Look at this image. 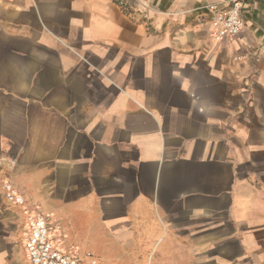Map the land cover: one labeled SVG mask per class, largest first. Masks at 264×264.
Instances as JSON below:
<instances>
[{"label":"crops","instance_id":"obj_1","mask_svg":"<svg viewBox=\"0 0 264 264\" xmlns=\"http://www.w3.org/2000/svg\"><path fill=\"white\" fill-rule=\"evenodd\" d=\"M224 1L0 0V176L103 264H264V0Z\"/></svg>","mask_w":264,"mask_h":264},{"label":"built area","instance_id":"obj_2","mask_svg":"<svg viewBox=\"0 0 264 264\" xmlns=\"http://www.w3.org/2000/svg\"><path fill=\"white\" fill-rule=\"evenodd\" d=\"M223 3L207 5L211 12L212 33L217 39L237 35L243 28L240 3L237 0H227ZM2 190L7 203L19 207L22 211L25 227L24 246L29 264H101L91 254L80 258L68 252L62 243L57 241V235L61 234L55 223L43 213L28 208L23 195L12 183L4 181Z\"/></svg>","mask_w":264,"mask_h":264},{"label":"rangeland","instance_id":"obj_3","mask_svg":"<svg viewBox=\"0 0 264 264\" xmlns=\"http://www.w3.org/2000/svg\"><path fill=\"white\" fill-rule=\"evenodd\" d=\"M3 183V178L0 176V185ZM58 225V230L60 236L57 235V241L61 242L63 247L70 252L71 254L83 258L87 255H92L96 257L101 264H103V261L98 258L97 254L92 251V247L88 244H85L81 239L76 240V236L74 233H69L62 224H56Z\"/></svg>","mask_w":264,"mask_h":264}]
</instances>
